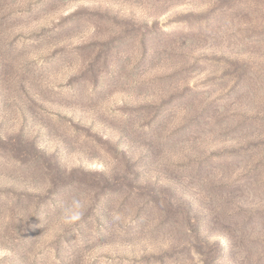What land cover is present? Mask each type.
<instances>
[{"label":"rangeland","instance_id":"374dc122","mask_svg":"<svg viewBox=\"0 0 264 264\" xmlns=\"http://www.w3.org/2000/svg\"><path fill=\"white\" fill-rule=\"evenodd\" d=\"M4 248L264 264V0H0Z\"/></svg>","mask_w":264,"mask_h":264},{"label":"clouds","instance_id":"9594fccd","mask_svg":"<svg viewBox=\"0 0 264 264\" xmlns=\"http://www.w3.org/2000/svg\"><path fill=\"white\" fill-rule=\"evenodd\" d=\"M83 202L77 198L73 197L69 202H67L63 207V221L67 224H72L81 220L83 216ZM114 221H120L121 217L119 214L114 215ZM10 248H4L0 250V257L11 255Z\"/></svg>","mask_w":264,"mask_h":264}]
</instances>
